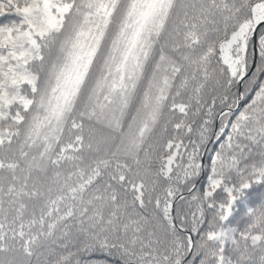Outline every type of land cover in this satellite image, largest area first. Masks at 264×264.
<instances>
[{"label": "snow or ice", "instance_id": "snow-or-ice-1", "mask_svg": "<svg viewBox=\"0 0 264 264\" xmlns=\"http://www.w3.org/2000/svg\"><path fill=\"white\" fill-rule=\"evenodd\" d=\"M0 264H264V0H0Z\"/></svg>", "mask_w": 264, "mask_h": 264}]
</instances>
